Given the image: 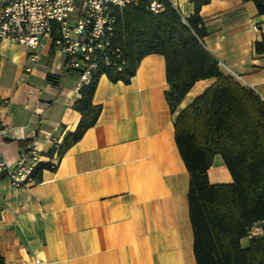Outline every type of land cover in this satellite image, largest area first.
I'll return each instance as SVG.
<instances>
[{
    "label": "crops",
    "instance_id": "crops-1",
    "mask_svg": "<svg viewBox=\"0 0 264 264\" xmlns=\"http://www.w3.org/2000/svg\"><path fill=\"white\" fill-rule=\"evenodd\" d=\"M182 17L193 0H169ZM202 46L219 70L264 99V13L252 0H208L199 9ZM55 32H53V36ZM44 37L29 63L23 44L0 38V155L13 164L29 139L40 162L34 181L14 188L0 178V256L5 264H196L189 217V171L178 150L174 120L215 78L194 81L171 112L165 59L148 53L128 83L98 78L94 125L58 159L49 154L80 113L79 74ZM236 75L240 76L239 79ZM56 77L58 85L49 80ZM210 183L231 182L220 153ZM259 223V222H258ZM257 223V224H258ZM251 235L240 238L246 247Z\"/></svg>",
    "mask_w": 264,
    "mask_h": 264
},
{
    "label": "trees",
    "instance_id": "trees-1",
    "mask_svg": "<svg viewBox=\"0 0 264 264\" xmlns=\"http://www.w3.org/2000/svg\"><path fill=\"white\" fill-rule=\"evenodd\" d=\"M158 1L164 5L158 13L149 10L145 0L115 13L111 48L119 56H113L115 64L100 62L89 81L80 83L73 102L80 118L64 135L58 155L95 124L101 105L92 96L103 73L111 81L128 83L144 55L162 54L169 83L165 98L171 112L194 81L215 78L174 120L175 141L190 175L188 207L196 264H264V231L251 235L246 247L239 242L250 226L264 221V99L222 73L202 46L205 27L199 9L208 0H193L194 11L186 17L169 0ZM252 1L258 13H264V0ZM256 46L260 50L264 43ZM48 79L58 85L56 77ZM31 144L29 139L20 141L25 152ZM52 152L53 147L48 153ZM215 153L221 154L231 182H209L207 173ZM42 167L50 164L40 162L33 177ZM0 264H5L2 256Z\"/></svg>",
    "mask_w": 264,
    "mask_h": 264
},
{
    "label": "built area",
    "instance_id": "built-area-1",
    "mask_svg": "<svg viewBox=\"0 0 264 264\" xmlns=\"http://www.w3.org/2000/svg\"><path fill=\"white\" fill-rule=\"evenodd\" d=\"M139 0H0V38L21 43L26 48L28 64L38 60V49L44 37H50L58 51L67 58V66L79 74L80 82H88L91 71L102 62L115 64L119 56L111 48L115 13ZM154 13L163 10L158 0H145ZM53 32L55 35L53 36ZM239 79L240 76L236 75ZM4 101H0V105ZM6 130L0 116V138ZM59 143L53 142V152L58 155ZM40 161L32 144L28 151L20 152L13 164L0 155V178H7L12 187L26 186L34 181L33 172ZM264 221L250 226L248 234L264 231Z\"/></svg>",
    "mask_w": 264,
    "mask_h": 264
}]
</instances>
